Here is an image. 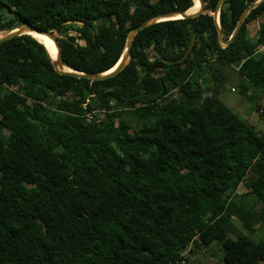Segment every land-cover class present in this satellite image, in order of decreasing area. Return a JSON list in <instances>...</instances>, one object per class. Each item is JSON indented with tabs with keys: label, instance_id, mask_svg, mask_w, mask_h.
I'll list each match as a JSON object with an SVG mask.
<instances>
[{
	"label": "trees",
	"instance_id": "16d2710c",
	"mask_svg": "<svg viewBox=\"0 0 264 264\" xmlns=\"http://www.w3.org/2000/svg\"><path fill=\"white\" fill-rule=\"evenodd\" d=\"M198 1V15L138 30L103 79L59 72L28 31L0 41V264H184L190 243L212 240L225 264H264V240L250 236L264 226V126L197 91L216 64L236 68L240 93H264V0L226 46L219 0ZM250 1L220 4L224 39ZM192 4L0 0V37L35 25L55 34L65 68L100 73L131 27ZM233 218L247 231L235 238Z\"/></svg>",
	"mask_w": 264,
	"mask_h": 264
},
{
	"label": "rangeland",
	"instance_id": "374dc122",
	"mask_svg": "<svg viewBox=\"0 0 264 264\" xmlns=\"http://www.w3.org/2000/svg\"><path fill=\"white\" fill-rule=\"evenodd\" d=\"M257 23L250 21L247 23V37L254 40L256 35ZM7 32H3L6 34ZM263 50L264 48H259ZM213 64L211 67L206 68L202 72H198L197 91L202 95H209L213 92L216 93L219 100L225 104L233 113L245 120L247 123L253 124L256 129H262L264 126V93L249 86L246 93H240L239 83L245 79L238 74L236 68L231 65L218 66L214 69ZM217 77V80L214 79ZM192 82V81H190ZM96 113L99 115H110V111L97 109ZM119 121L116 120V123ZM252 175L248 172L245 180H248ZM245 180L237 187V193L247 191L245 187ZM249 197L246 198V201ZM261 203L256 205L259 209ZM233 229L228 233L232 238L237 234H245L247 231L242 227L240 222L233 218ZM263 230H256L250 236L255 240H264V226ZM197 244V245H196ZM185 263L184 264H225L223 260L222 245L217 240H212L207 244H200L198 242L190 243L184 250Z\"/></svg>",
	"mask_w": 264,
	"mask_h": 264
},
{
	"label": "water",
	"instance_id": "95a60500",
	"mask_svg": "<svg viewBox=\"0 0 264 264\" xmlns=\"http://www.w3.org/2000/svg\"><path fill=\"white\" fill-rule=\"evenodd\" d=\"M259 1L260 0H251L247 4V6L243 9L242 13L239 16L238 21L236 23V26H235L232 34L230 35V37L228 39H224L221 36L220 30H219V24H218V22H219L218 21L219 6L223 2V0H219L218 4L216 5L215 10L211 11V14L214 17V22H215V26L217 28V34H218V41H219L220 45L226 46L231 41V39L234 37L236 32L239 30V28H240V26H241V24L243 22V19H244L245 15L247 14V12L252 7H254ZM189 8H187V9H185L183 11H171V12L161 13V14L155 15L153 17H150L148 19H145L144 21L140 22L139 24L131 27L129 29L128 33H127L125 46H124L123 51H122L119 59L117 60V62L110 69H108V70H106L104 72H100V73H83V72H80V71H77V70L70 69L68 67H66V69H65V66H63L62 63H61L60 46H59V43H58V41L56 39L55 34L50 32V31H48V30H42V29L38 28L37 26L31 25L29 23H23L22 25L14 28V29L9 30L6 34H4L3 36L0 37V41L6 40V39H8L10 37H13V36H16V35L27 33V31H31V32H34V33H37V34L44 35V36L48 37L52 41V43H53V45H54V47L56 49L55 57H52L51 55L50 56H51V58L53 60V64H54L55 68L59 72L69 73V74L78 75V76H84V77H87V78H90V79H103V78H107V77H110V76L116 74L122 68V66L125 64V62H126V54H127L128 48L130 46L131 40H132L134 34L138 30L144 28L145 26H147V25H149V24H151L153 22H157V21H161V20H167V19L184 18V17H188V16H195V15H198L199 13L205 11L204 8L201 7V9L199 11H197L195 13H191V12H189ZM171 15H175L176 17H170ZM31 36H33V35H31ZM36 40H38V39H36ZM39 42H41V41H39ZM191 44H190V46H191ZM190 46L188 47V49L190 48Z\"/></svg>",
	"mask_w": 264,
	"mask_h": 264
},
{
	"label": "bare ground",
	"instance_id": "6f19581e",
	"mask_svg": "<svg viewBox=\"0 0 264 264\" xmlns=\"http://www.w3.org/2000/svg\"><path fill=\"white\" fill-rule=\"evenodd\" d=\"M199 7H200L199 1L198 0H193V4L189 8V12L195 13L199 9ZM170 17H176V16L175 15H171ZM28 32H29V34L33 35L36 39H38L39 41H41L45 46H46V43H45L44 40H46V42H47L46 48L48 49L50 55L52 57H55L56 49H55L52 41L48 37H46L44 35H41V34H37V33L31 32V31H28Z\"/></svg>",
	"mask_w": 264,
	"mask_h": 264
},
{
	"label": "crops",
	"instance_id": "0c3cea01",
	"mask_svg": "<svg viewBox=\"0 0 264 264\" xmlns=\"http://www.w3.org/2000/svg\"><path fill=\"white\" fill-rule=\"evenodd\" d=\"M259 229H260V230H263L262 227H260V226L258 227V230H259Z\"/></svg>",
	"mask_w": 264,
	"mask_h": 264
}]
</instances>
